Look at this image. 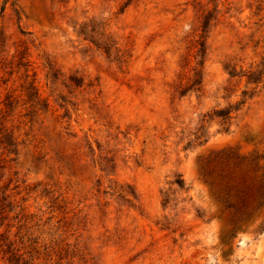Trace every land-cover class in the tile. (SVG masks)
Here are the masks:
<instances>
[{"label":"rangeland","instance_id":"obj_1","mask_svg":"<svg viewBox=\"0 0 264 264\" xmlns=\"http://www.w3.org/2000/svg\"><path fill=\"white\" fill-rule=\"evenodd\" d=\"M253 186L264 0H0V264H264Z\"/></svg>","mask_w":264,"mask_h":264},{"label":"trees","instance_id":"obj_2","mask_svg":"<svg viewBox=\"0 0 264 264\" xmlns=\"http://www.w3.org/2000/svg\"><path fill=\"white\" fill-rule=\"evenodd\" d=\"M208 18L209 16H203L202 20H201V24H200V31L203 30V28H205V26L208 23ZM197 44L199 45V48L197 49V54L201 53L202 51V46L203 44L200 42H197ZM196 75V71L193 72V76ZM195 84V80L191 83V85ZM213 114L218 118V125L220 126V128L222 130H227L228 129V125H229V119H230V108H225V109H218L216 111L213 112ZM193 135V141H195L200 135L194 134ZM218 166H219V172L221 174L217 175V179H216V184L217 186L220 187V189H222L225 193H222L223 197H225L227 195L228 192L230 191H237V184L233 183V176H231L230 173H226L223 172V170H221V165L224 164V162L222 160H219L217 162ZM212 171L208 170L207 168L202 167L201 168V174L203 177H210ZM222 172L224 173V175H222ZM176 187L178 189H183V181L182 179L178 178L174 181ZM209 184L213 185L214 184V179H210L209 178ZM240 205L243 209V211L247 208L252 207V202H253V210H257L260 207L264 206V187H258V188H254L253 186V200L251 199L250 196V192L248 191H240ZM130 196H132V194L130 193ZM230 205H227V207H229Z\"/></svg>","mask_w":264,"mask_h":264}]
</instances>
